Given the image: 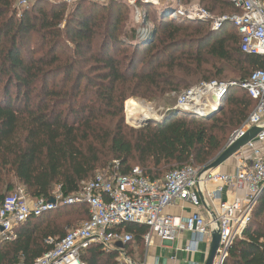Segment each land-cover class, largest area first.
<instances>
[{
  "label": "trees",
  "instance_id": "16d2710c",
  "mask_svg": "<svg viewBox=\"0 0 264 264\" xmlns=\"http://www.w3.org/2000/svg\"><path fill=\"white\" fill-rule=\"evenodd\" d=\"M180 1L197 2L211 14L230 9L218 16L234 13L228 0ZM15 2L0 0V177L12 174L32 199L48 200L55 185L65 196L75 193L106 158L120 163L122 174L138 167L152 181L163 179L170 171L163 178L162 173L172 167H203L255 106L245 91L232 87L215 114L180 110L169 122L166 117L176 104L167 99L171 111L162 122L129 136L122 121L113 125L111 120L117 104L122 107L129 98L179 95L196 83L238 85L254 70L264 69V57L242 53L233 28L234 33L219 36L208 24L169 20V2L161 5L146 36L134 28L123 38L128 6L122 1L78 0L67 15L64 3L36 0L29 8L17 9ZM140 38L143 43L136 45ZM144 47L148 52L141 59ZM192 47L196 49L189 50ZM232 89L244 94L235 97ZM228 106L233 110L227 114ZM13 189L6 184V190ZM56 211V219H31L14 229L13 241H1L0 264H31L50 249L44 243L47 238L65 235L72 215L81 222L88 219L84 205ZM123 230L133 237L123 247L128 256L133 243L142 245L147 228L129 224ZM119 256L118 250L94 246L80 260L120 264ZM223 264H264V190Z\"/></svg>",
  "mask_w": 264,
  "mask_h": 264
},
{
  "label": "built area",
  "instance_id": "2783aa9c",
  "mask_svg": "<svg viewBox=\"0 0 264 264\" xmlns=\"http://www.w3.org/2000/svg\"><path fill=\"white\" fill-rule=\"evenodd\" d=\"M45 1L72 6L78 0ZM121 1L131 7L136 24L145 16V11H140L138 4L159 9L163 2H169ZM228 1L234 13L218 16L196 2L183 4L180 0H175L176 6L168 10V19L208 24L212 31H218L225 23H230L239 38L240 51L249 56L264 57V0ZM26 3L27 0H19L15 7L19 9ZM145 23L143 21L137 30L140 37L151 31ZM202 84L195 93L190 91L185 96L205 89L225 96L228 89L238 87L255 102L251 113L230 135L225 145L232 144L252 127L261 129L255 139L244 148L251 152L249 159L240 160L233 175L213 174L212 171H203L205 166L187 165L170 171L163 179L152 181L138 167L122 174L120 163L113 161L92 179L82 182L78 190L70 195H63L60 186L55 187L48 200L32 199L22 188L7 195L0 204V240L13 241L16 237L14 229L31 219L40 218L63 207L84 205L88 219L67 230L62 238H47L44 243L50 249L31 264H83L81 254L94 246H101L107 252L118 250L120 264H143L134 262L123 250L124 246L133 241L132 235L123 230V226L129 224L147 228L143 237L146 246L154 237L160 241L173 242L182 233L191 234V240L184 249L191 255L198 253L200 244L205 240L210 243L212 233L218 232L220 246L213 264H223L232 243L250 223L264 187V151L257 147V144L264 142V69L254 70L246 81L238 85L216 81L207 83V86ZM218 102L212 103L211 109ZM186 103L188 102L183 97L177 107L183 110ZM204 111L206 110L194 112L203 114ZM209 184H220L222 187L209 192ZM223 188L233 194L231 202L221 200ZM216 200L219 205L213 212L211 207ZM176 202L189 204L195 212L183 220L166 215L165 210ZM202 202L204 209L208 211L207 218L200 212L203 209Z\"/></svg>",
  "mask_w": 264,
  "mask_h": 264
},
{
  "label": "rangeland",
  "instance_id": "374dc122",
  "mask_svg": "<svg viewBox=\"0 0 264 264\" xmlns=\"http://www.w3.org/2000/svg\"><path fill=\"white\" fill-rule=\"evenodd\" d=\"M17 1H19V0H16V2L15 3H17ZM35 1L36 0H27V3L25 4V5H23L22 6V8H29L32 4H34L35 3ZM43 1H45V0H43ZM114 1H117V0H114ZM118 1H121V0H118ZM169 1V3L171 4L170 5V7H172V8H174L175 6H176V2H175V0H168ZM47 2H49V1H47ZM101 3H103V4H107V3H109V0H105V1H100ZM123 2V1H122ZM51 3V2H50ZM123 3H125V2H123ZM182 3V2H181ZM197 3V2H196ZM127 6H128V11H127V13H126V16H127V20L125 21V30L124 31H122L121 32V34H120V37H124V35L126 34L127 35V37H130V33L128 32V29H134V28H136L137 30L138 29H140V27H139V25H141V23L145 20V17H146V15H148V17H149V20L148 21H146V23H145V25H146V27L148 28V29H152L153 27H154V19H156L157 18V13H158V10L159 9H155V8H153V7H151V6H146V5H142V4H138L137 5V7H138V9L140 10V11H146V13H145V16L140 20V23L139 24H136V22H135V20L133 19V15H132V9H131V7L127 4V3H125ZM166 4V1L165 2H163V4H162V6L164 5V6H166L165 5ZM47 6H44V8H46ZM71 5H67V9H66V15H67V13L70 11V9H71ZM230 11V9L229 8H227V9H225V10H223L222 12L221 11H216V12H214V14L213 15H218V14H221V13H227V12H229ZM139 27V28H138ZM232 28H233V26H232V24H230V23H225L224 25H223V28H221V30H218L219 32L217 33V35H219V36H222V35H224V34H227V33H234V31L232 30ZM210 29H211V26H210ZM234 29V28H233ZM217 37V36H216ZM216 38L214 37L213 38V40H211V41H209V43H212L214 40H215ZM143 41H144V39H142V38H140V40L138 41V42H136L137 44L136 45H140V44H142L143 43ZM135 44V43H134ZM146 46V45H145ZM196 49V47H192V48H190L189 50H191V51H194ZM188 50V48H186L185 49V51H187ZM147 52H148V47H144V48H142V54H141V59L147 54ZM139 68H140V65H139ZM184 83H187V82H184ZM201 85H203V84H201V83H196L195 85H193L190 89H189V91H187V92H182L181 94H179V95H176L175 93H171V94H166V95H163V96H152V98H150V99H147V100H142V99H136V98H129V99H127L125 102H124V104H123V106L121 107V105L120 104H117L115 107H114V111H113V115L114 116H112V121H113V125H115V124H117V123H119V122H121L122 121V128H124V131L125 132H128V135L129 136H133V134L134 133H136L138 130H140V129H142L143 127L142 126H140L139 124L141 123V122H139L136 118H135V116H134V114H133V112L131 111V109L129 108V106H128V103H129V101H133V102H135L136 104H140L141 106H144V107H146V108H148L150 111H151V113H152V115H153V117L151 118L152 120H158L159 121V119L164 115V113L166 112V111H168V110H170V107L168 106V104H166L167 102H166V100L167 99H170V100H174V104H176L174 107L172 106V111L167 115V117H166V121H172V120H174L176 117H177V115L179 114V112H180V109L177 107L178 105V102L183 98V97H185V101L186 102H193V100L196 98L195 96H188V97H186L185 95L188 93V92H190V91H192L193 93H195V91L197 90V89H199V87L201 86ZM204 85H206V84H204ZM207 86V85H206ZM206 86H203V87H206ZM199 91V90H198ZM227 93V92H226ZM230 93H232V95L233 96H235V97H241L244 93L243 92H241V91H239V90H237V89H232L231 91H230ZM171 104H172V102H171ZM220 104H221V102H220ZM209 108V107H208ZM207 108V109H208ZM204 110L205 108H201L200 110ZM199 110V109H198ZM217 111V108L216 107H214V108H212V109H210L209 111H204L203 113H205L204 115H206V114H208V113H210L211 111ZM233 110V107L232 106H228V107H226V113L228 114L230 111H232ZM129 111V112H128ZM194 112V111H193ZM129 113H130V115H131V117L129 116ZM203 115V116H204ZM130 118H132V119H130ZM130 132V133H129ZM229 137V135L228 136H226L225 137V139L223 140V142H222V148L220 149V151L223 149V147H225V142H226V140H227V138ZM220 151L218 152V153H216L215 155H214V158L220 153ZM104 153H107L106 152V150H104L103 151ZM244 154H245V150L243 151V150H241L239 153H237L236 155H235V157H240V158H243L244 157ZM213 158V159H214ZM212 159V160H213ZM212 160H210V161H212ZM209 161V162H210ZM113 162V160H111V159H108V158H106V160H105V162L104 163H102V164H99L98 166H97V172L98 171H100V170H102V169H105L108 165H110L111 163ZM191 164H193V165H196V164H194V163H191ZM131 166H138V165H136V164H132ZM197 166V165H196ZM6 169H9V166H6ZM173 169H175V167H172L171 169H169L168 171H166L164 174L162 173V175L160 176V177H164L169 171H171V170H173ZM96 172V173H97ZM5 173V172H4ZM3 173V175L0 177V201H1V199L4 197V196H7V195H9V194H12V193H14V192H16L17 191V189H19V188H22V187H20L18 184H17V182H16V180L14 179V177H13V175L12 174H4ZM7 183H9V184H11L12 186H13V190H10V191H8V190H6V184ZM58 185H55L53 188H52V190H54L55 189V187H57ZM23 189V188H22ZM24 190V189H23ZM25 191V190H24ZM25 193H26V191H25ZM26 194H30L29 192L28 193H26ZM59 215V212L58 211H55V212H53V213H51V214H48V215H45V218L47 217L48 219H56V217ZM70 219H71V221H72V226H70V227H68V228H64L63 230H64V232H66L67 230H69V229H72V228H74L75 226H77V225H79L80 224V222H81V220H80V218H78L77 216H74V215H72L71 217H70ZM32 223H34V222H32ZM4 243H2L1 242V240H0V246H2ZM133 245H134V243L132 244V247H133ZM132 247L127 251L128 252V256H130V257H132V259H133V255H131L132 254Z\"/></svg>",
  "mask_w": 264,
  "mask_h": 264
},
{
  "label": "crops",
  "instance_id": "0c3cea01",
  "mask_svg": "<svg viewBox=\"0 0 264 264\" xmlns=\"http://www.w3.org/2000/svg\"><path fill=\"white\" fill-rule=\"evenodd\" d=\"M257 147L264 151V142L257 144ZM243 158L233 156L231 159L223 163L217 169L212 170L213 174H226L233 175L237 163L240 160H248L251 152L247 149ZM220 184H209L207 190L209 192H215L218 188H221ZM233 194L230 193L227 189L223 188L221 193V200L225 202H231L233 199ZM219 201L216 200L213 202L211 210L214 212V209H217ZM203 209L200 210L203 216L207 218L208 211L204 209V203L202 202ZM192 212H195L192 207L184 202H176L174 205H171L165 210L166 215L174 218H179L180 220L188 217ZM191 240V234L182 233L180 234L173 242L160 241L157 238H152L151 243L146 246L143 242L139 247L133 245L132 247V257H130L134 262H142L143 264H204L210 243L205 240L199 246V251L196 254H188L184 251L185 247L188 245Z\"/></svg>",
  "mask_w": 264,
  "mask_h": 264
},
{
  "label": "water",
  "instance_id": "95a60500",
  "mask_svg": "<svg viewBox=\"0 0 264 264\" xmlns=\"http://www.w3.org/2000/svg\"><path fill=\"white\" fill-rule=\"evenodd\" d=\"M217 111L220 109V104H218L216 106ZM171 111L168 110L164 113V115L158 120H152L151 118H147L144 121H142L139 125L142 127H146L149 124L152 123H159L162 122L166 116V114ZM217 111H211L210 113L204 115L205 113L201 114L204 115L206 117H209L213 114H215ZM261 132V129L258 127H252L250 130H248L242 137H240L239 139H237L236 141H234L232 144L225 146L220 153L212 160L210 161L208 164L205 165V167L203 168V171H212L217 169L219 166H221L223 163H225L226 161H228L229 159H231L233 156H235L237 153H239L241 150H243L245 148V146L251 142L252 140L255 139V137ZM264 190V187L262 188V191ZM51 202L53 203L54 201L51 200ZM220 246V237L218 232H214L211 235V242L209 245V250H208V254L205 260L204 264H213L214 259L217 255V251L219 249Z\"/></svg>",
  "mask_w": 264,
  "mask_h": 264
},
{
  "label": "bare ground",
  "instance_id": "6f19581e",
  "mask_svg": "<svg viewBox=\"0 0 264 264\" xmlns=\"http://www.w3.org/2000/svg\"><path fill=\"white\" fill-rule=\"evenodd\" d=\"M193 96H195L196 98L193 100V102L184 104L183 111H197L201 108H205L204 110L209 111L212 107V103L219 101V104L224 95L221 96L217 91L213 92L209 89H205L194 94ZM128 106L139 122H142L147 118L153 117L151 111L148 108L141 106L140 104H136L133 101H129Z\"/></svg>",
  "mask_w": 264,
  "mask_h": 264
}]
</instances>
